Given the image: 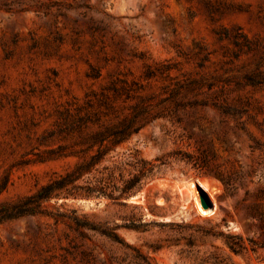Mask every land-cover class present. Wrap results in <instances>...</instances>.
Wrapping results in <instances>:
<instances>
[{
  "label": "rangeland",
  "instance_id": "obj_1",
  "mask_svg": "<svg viewBox=\"0 0 264 264\" xmlns=\"http://www.w3.org/2000/svg\"><path fill=\"white\" fill-rule=\"evenodd\" d=\"M250 75L264 80V0H0V206L72 171L135 106L143 126L107 140L104 164L168 161L123 201L53 197L1 220L0 264H139L137 250L264 264V81ZM196 178L217 188L214 214L185 200ZM84 214L124 243L83 236Z\"/></svg>",
  "mask_w": 264,
  "mask_h": 264
},
{
  "label": "trees",
  "instance_id": "obj_2",
  "mask_svg": "<svg viewBox=\"0 0 264 264\" xmlns=\"http://www.w3.org/2000/svg\"><path fill=\"white\" fill-rule=\"evenodd\" d=\"M252 83H260L264 80H257L253 75L248 76ZM144 106H135L132 114L123 118L120 123L110 130L99 131L94 143H99L95 153L89 157H83L82 162L72 171L51 178L42 185L35 193L26 198L6 203L0 206V221L15 218L25 214L44 212L43 203L53 197L82 195L87 198H106L111 202H120L127 198L134 191L142 188L146 183L161 175V168L168 164L162 158L149 160L144 158L138 151L123 152L112 155V164H104L109 151L112 149L106 141L115 146L128 139L132 134L137 133L143 124L140 117L144 113ZM85 117L82 116V123ZM82 179V184L78 180ZM72 189H82L80 193H72ZM82 235L87 236L85 229H91L108 237L113 242L124 243L122 237L115 227H104L102 224L89 222L87 215H82ZM231 249L237 251L234 246ZM136 249V248H135ZM139 264H156L148 256L143 255Z\"/></svg>",
  "mask_w": 264,
  "mask_h": 264
},
{
  "label": "bare ground",
  "instance_id": "obj_3",
  "mask_svg": "<svg viewBox=\"0 0 264 264\" xmlns=\"http://www.w3.org/2000/svg\"><path fill=\"white\" fill-rule=\"evenodd\" d=\"M209 193L212 202L211 208L207 209L203 206L201 202V194ZM217 188L212 186V184L206 180L196 178L188 181L186 185V190H184V197L186 201L195 200L199 211L205 215L214 214L218 209V203L216 200Z\"/></svg>",
  "mask_w": 264,
  "mask_h": 264
},
{
  "label": "water",
  "instance_id": "obj_4",
  "mask_svg": "<svg viewBox=\"0 0 264 264\" xmlns=\"http://www.w3.org/2000/svg\"><path fill=\"white\" fill-rule=\"evenodd\" d=\"M85 200L95 201L96 205H99L102 202V200H100L98 198H89V199H85ZM201 202H202L203 206L205 208H207V209L212 206V202H211V200H210V198H209L207 193H202L201 194Z\"/></svg>",
  "mask_w": 264,
  "mask_h": 264
}]
</instances>
